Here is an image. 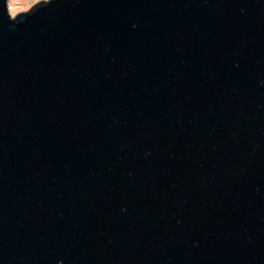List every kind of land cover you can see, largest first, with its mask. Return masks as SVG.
<instances>
[{
  "label": "water",
  "instance_id": "95a60500",
  "mask_svg": "<svg viewBox=\"0 0 264 264\" xmlns=\"http://www.w3.org/2000/svg\"><path fill=\"white\" fill-rule=\"evenodd\" d=\"M0 264H264V0H0Z\"/></svg>",
  "mask_w": 264,
  "mask_h": 264
},
{
  "label": "rangeland",
  "instance_id": "374dc122",
  "mask_svg": "<svg viewBox=\"0 0 264 264\" xmlns=\"http://www.w3.org/2000/svg\"><path fill=\"white\" fill-rule=\"evenodd\" d=\"M36 1L39 0H8V10L12 15L13 9H15V14L19 11H24L29 9Z\"/></svg>",
  "mask_w": 264,
  "mask_h": 264
},
{
  "label": "clouds",
  "instance_id": "9594fccd",
  "mask_svg": "<svg viewBox=\"0 0 264 264\" xmlns=\"http://www.w3.org/2000/svg\"><path fill=\"white\" fill-rule=\"evenodd\" d=\"M12 18H13V19L15 18V9H13V12H12Z\"/></svg>",
  "mask_w": 264,
  "mask_h": 264
}]
</instances>
